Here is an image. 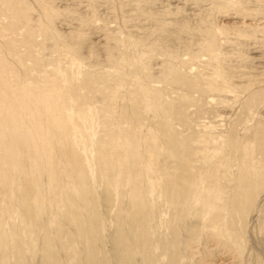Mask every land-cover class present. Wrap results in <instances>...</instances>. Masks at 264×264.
I'll return each mask as SVG.
<instances>
[{"label":"bare ground","instance_id":"1","mask_svg":"<svg viewBox=\"0 0 264 264\" xmlns=\"http://www.w3.org/2000/svg\"><path fill=\"white\" fill-rule=\"evenodd\" d=\"M0 264H264V0H0Z\"/></svg>","mask_w":264,"mask_h":264}]
</instances>
